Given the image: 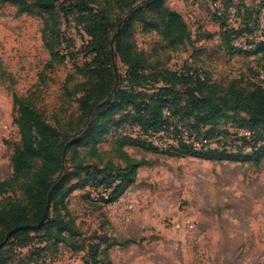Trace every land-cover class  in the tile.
Wrapping results in <instances>:
<instances>
[{
	"label": "rangeland",
	"instance_id": "obj_1",
	"mask_svg": "<svg viewBox=\"0 0 264 264\" xmlns=\"http://www.w3.org/2000/svg\"><path fill=\"white\" fill-rule=\"evenodd\" d=\"M74 1L60 0L66 10L57 8L53 15L19 14L16 6L0 4V181L12 176V155L20 143L14 123L15 95L32 97L36 109L56 127L80 115L76 99H65L64 95L67 88L85 81L80 71L93 55L88 53L90 37L80 24V17L68 10ZM101 1L97 0L96 8ZM112 1L110 61L112 67L114 59L116 63L115 91L123 87L156 95L159 87L167 83L162 78L167 71L202 73L211 87L209 91L216 96L225 95L232 86L251 92L259 87L264 89V55L235 52L221 44L220 24L214 15L223 14L225 8L220 4L213 8V0H167L182 12L191 31L192 41L183 46L171 47L158 31H144L141 23L134 22L131 40L135 52L144 61L145 70L138 82L126 80L125 66L112 53H115L118 32L132 16L128 10L121 12ZM162 1L169 8V3ZM230 1L233 7L243 4L255 12L253 23L247 29L248 38L238 40L237 46L244 49L247 42L252 45L262 42L264 0ZM142 5L145 3L135 9ZM147 8L137 12L142 11L149 20L156 18V12ZM228 13V25L239 28L236 10L232 8ZM120 18L123 24L119 29ZM255 20L257 26L253 27ZM209 33H215L216 37L213 35L207 40ZM60 34L67 58L47 68L51 56L46 40L55 43ZM249 45L246 49H251ZM179 91L175 99L184 107L185 90ZM113 94L104 105L111 102ZM223 114L229 118H221L212 141L205 140L202 144L228 147L235 153L232 157L209 162L131 145L127 153L146 164L138 169L135 181L120 199L106 204L104 196L110 195L111 190L106 187L111 181L104 182L99 175L96 183L76 191L66 200L80 230L79 237L55 246L42 244L40 236L34 233L31 234L33 241L27 244L21 242L22 237L12 239L0 251V261L5 260L7 264H264V158L255 165V158L244 156L252 154L251 146H242L233 137L245 112L231 108L223 109ZM56 115L60 117V124ZM96 117L97 113L92 122ZM131 121L130 117L126 123ZM101 124L103 120L99 119L98 126ZM171 127L172 136L155 140L162 149L177 144L178 136L194 141L181 123L177 128ZM260 128L259 133L264 135V124ZM136 130L126 124L116 136L136 138L139 137ZM72 141L68 146L76 142ZM115 146L109 140L99 147L104 154L102 161L92 159L89 150L81 149V153L87 163L99 165L100 169L108 161L126 168L113 153ZM9 198L24 202L19 192L8 194L0 198V207ZM91 246L99 247L96 261Z\"/></svg>",
	"mask_w": 264,
	"mask_h": 264
},
{
	"label": "trees",
	"instance_id": "obj_2",
	"mask_svg": "<svg viewBox=\"0 0 264 264\" xmlns=\"http://www.w3.org/2000/svg\"><path fill=\"white\" fill-rule=\"evenodd\" d=\"M149 1L152 0H114V5L121 12H132L138 4ZM218 1L225 8L220 16L214 15L220 24L221 44L230 46L235 52L264 55V39L253 45L249 43V50L239 49L233 44L235 39L248 38L250 32L247 29L253 21L254 10L243 4L233 7L230 0H213V3ZM59 2L60 0H0V4L16 6L19 14L29 15H53L60 7L65 11ZM96 5L97 0H75L68 9L80 17V24L90 37L88 53L93 55L92 60L80 71L86 78L85 81L67 88L64 95L65 99L75 98L79 104L80 115L77 119H70L56 127L36 109L32 97L14 96V123L19 130L20 143L16 145L12 155V176L0 181V198L19 192L24 202L9 198L0 207V245L3 244L0 251L12 239L18 240L22 237L21 242L24 244L32 242L33 233L40 236L42 244L52 246L70 242L75 236L79 237L80 230L66 200L76 191L96 183L99 175L103 176L104 182L111 181L108 183L109 187H106L111 190L106 204L120 199L135 181L138 169L146 164L139 163L127 153L126 149L131 145L147 147L159 154L209 162L225 160L226 156L232 157L235 153L228 147L212 148L209 144H202L205 140L212 141L221 118H229L223 114V109L233 108L236 112H245L244 117L237 123L233 137L242 146H251L252 154L244 156L255 158V165L260 164L264 158V135L259 133L260 126L264 124L263 88L259 87L257 91L251 92L232 86L225 95L216 96L209 91L211 87L208 86L206 77L201 80L198 72L195 71L191 75V71L181 74L167 71L162 78L171 85L166 83L165 86L159 87L156 95H147L123 87L115 91L117 74L110 61L113 1L102 0L100 7L96 8ZM232 8L240 18L239 28H232L227 23L228 12ZM147 10H154L156 18L149 20L142 11L136 12L118 32L115 53H112L125 66V79L132 83L138 82L145 70L144 61L135 52L131 40L134 22L141 23L144 31H158L171 47L183 46L192 41V34L184 17L165 7L164 1L152 4ZM121 20L118 19V23ZM254 22L253 27L257 26V21ZM63 46L61 34L55 43L46 40V47L51 56L47 68H53L54 63H60L67 58L63 53ZM179 89L185 90L184 107H181L180 100L175 99ZM112 94L114 96L111 102L104 105L103 102ZM167 110L170 112L169 117L165 115ZM96 113L97 117L92 122ZM130 117L132 121L126 123ZM55 118L57 124H60L59 115ZM99 119L103 120V124L98 126ZM179 123L191 134L194 141L186 143L180 140L178 148L162 151L144 137L168 131L172 125L177 128ZM126 124L132 129H139L143 136H116V132L125 128ZM82 134L84 136L80 140L68 146L71 140ZM109 140L117 146L113 153L126 164V168L108 161L104 168L100 169L99 165L85 161L81 149L89 150L92 159L102 161L104 154L99 147ZM196 143L201 146L199 149L196 148ZM73 181L76 183H72ZM115 182L118 184H114ZM47 206V222L40 226ZM16 228L21 229L9 236ZM91 249L95 250L93 260L96 261L99 247L91 246ZM0 264H7V261H0Z\"/></svg>",
	"mask_w": 264,
	"mask_h": 264
},
{
	"label": "built area",
	"instance_id": "obj_3",
	"mask_svg": "<svg viewBox=\"0 0 264 264\" xmlns=\"http://www.w3.org/2000/svg\"><path fill=\"white\" fill-rule=\"evenodd\" d=\"M219 4L222 5V3H221L220 1H218V2H216V3H213V4H212V7H213V8H218ZM217 14L220 16V15H221V12H217ZM243 38H245V37H242V38H239V39H235L234 42H233L234 46L237 47V48H239V49H243V47H241V46H237V44H236V42H237L238 40H241V39H243ZM248 45H249L248 42L245 43V46H244V49H243V50H249V49H246ZM249 46H250V45H249ZM248 48H249V47H248ZM190 74L192 75L193 73L191 72ZM198 74H199V77H200L201 80H204V79H205V77L202 75V73H198ZM165 115H166L167 117H169V116H170V112H169L168 110L165 111ZM171 128H172V127H170L168 131H162V132H160V133H158V134H153L152 136H144V137H145L146 139H148V141H149L150 143H152L156 148H158V149H160V150H162V151H168V149L178 148L180 140H183L180 136H178V138H177V141H178L177 144L175 143V145H171V146H174V147L169 146V147H167L166 149H162L161 147H159L158 144H157L156 141H155L156 139H158V138H160V137H164V138H165L166 136H170V135L172 136ZM136 132H137V134H138L139 136H143L142 133L139 131V129H137ZM183 141L186 142V143H189V142H190L189 139H188V141H185V140H183ZM190 143H191V142H190ZM195 146H196L197 149H199V148L201 147V146H199L197 143L195 144ZM104 197H105L106 200L109 199V195H105ZM130 208H132V207H130ZM191 228H193V225H191Z\"/></svg>",
	"mask_w": 264,
	"mask_h": 264
},
{
	"label": "water",
	"instance_id": "obj_4",
	"mask_svg": "<svg viewBox=\"0 0 264 264\" xmlns=\"http://www.w3.org/2000/svg\"><path fill=\"white\" fill-rule=\"evenodd\" d=\"M158 1H162V0H152V1L146 2L145 5H142V6L138 7L137 9H134V10L130 13V16H133L138 10H140V9H142V8H144V7H149V6H151L152 4L157 3ZM122 24H123V22H121V23L119 24V27H118L119 29L121 28ZM113 68H114V71L116 72V63H115V59L113 60ZM117 86H118V85H117ZM83 135H84V134H83ZM79 138H80V137H77V138L73 139L72 142L78 140ZM50 195H51V194H49V198H50ZM48 209H49V207L47 206L46 212H45V214H44V216H43V219H42V221H41V223H40V226H44V225L46 224V222H47V219H48L47 210H48ZM20 229H21V228H16V229H14L11 233H9V236H10L13 232H17V231H19ZM2 246H3V244L0 245V248H1Z\"/></svg>",
	"mask_w": 264,
	"mask_h": 264
},
{
	"label": "crops",
	"instance_id": "obj_5",
	"mask_svg": "<svg viewBox=\"0 0 264 264\" xmlns=\"http://www.w3.org/2000/svg\"><path fill=\"white\" fill-rule=\"evenodd\" d=\"M166 2H167V0H166ZM170 2H171V1H169V2H167V3L170 4ZM169 4H168V6H169V8H170L171 10L176 11V12L180 13V14L183 16L182 12H181L180 10H178L177 7L174 6V4H172V2H171V5H169ZM213 35H215V33H209V34H207V40H208V39H211V38L213 37ZM215 37H216V35H215ZM219 37H220V35H219ZM126 151H127V150H126Z\"/></svg>",
	"mask_w": 264,
	"mask_h": 264
}]
</instances>
